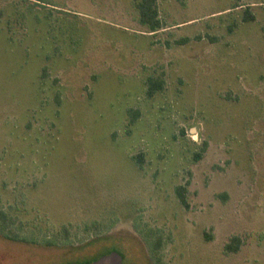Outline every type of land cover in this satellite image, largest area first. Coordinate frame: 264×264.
<instances>
[{
	"label": "rangeland",
	"instance_id": "374dc122",
	"mask_svg": "<svg viewBox=\"0 0 264 264\" xmlns=\"http://www.w3.org/2000/svg\"><path fill=\"white\" fill-rule=\"evenodd\" d=\"M157 9L0 0V264H264V0Z\"/></svg>",
	"mask_w": 264,
	"mask_h": 264
},
{
	"label": "trees",
	"instance_id": "16d2710c",
	"mask_svg": "<svg viewBox=\"0 0 264 264\" xmlns=\"http://www.w3.org/2000/svg\"><path fill=\"white\" fill-rule=\"evenodd\" d=\"M136 3V8L139 13V24L146 27L151 33H155L163 27L162 22L159 19L157 0H133ZM253 16L247 14L245 21H252ZM163 81L155 78H148L147 80V91L146 95L148 97H153L157 92L163 90ZM142 162V160H141ZM138 163V164H141ZM176 195L182 206L187 207L186 201V189L184 187L176 188ZM8 223V217L5 213L0 212V235L10 238L5 234V230ZM93 241V240H92ZM91 244V242L89 243ZM88 244V245H89ZM43 245H54L56 247H69V245H57L54 242H46ZM240 249V240L238 238H233L231 242L225 247L227 253H237Z\"/></svg>",
	"mask_w": 264,
	"mask_h": 264
},
{
	"label": "water",
	"instance_id": "95a60500",
	"mask_svg": "<svg viewBox=\"0 0 264 264\" xmlns=\"http://www.w3.org/2000/svg\"><path fill=\"white\" fill-rule=\"evenodd\" d=\"M90 264H123V258L119 253L111 252L91 262Z\"/></svg>",
	"mask_w": 264,
	"mask_h": 264
},
{
	"label": "flooded vegetation",
	"instance_id": "af4514ba",
	"mask_svg": "<svg viewBox=\"0 0 264 264\" xmlns=\"http://www.w3.org/2000/svg\"><path fill=\"white\" fill-rule=\"evenodd\" d=\"M121 255V254H120ZM123 258V257H122Z\"/></svg>",
	"mask_w": 264,
	"mask_h": 264
}]
</instances>
